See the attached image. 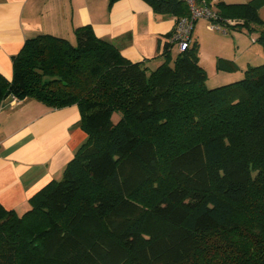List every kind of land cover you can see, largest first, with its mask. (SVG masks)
I'll use <instances>...</instances> for the list:
<instances>
[{
	"label": "trees",
	"instance_id": "trees-1",
	"mask_svg": "<svg viewBox=\"0 0 264 264\" xmlns=\"http://www.w3.org/2000/svg\"><path fill=\"white\" fill-rule=\"evenodd\" d=\"M254 1L219 0L216 23L264 24ZM74 32L27 38L0 73V103L77 104L87 133L29 210L0 205V264H264V64L208 88L198 41L175 58L166 43L152 67L90 25Z\"/></svg>",
	"mask_w": 264,
	"mask_h": 264
},
{
	"label": "crops",
	"instance_id": "crops-1",
	"mask_svg": "<svg viewBox=\"0 0 264 264\" xmlns=\"http://www.w3.org/2000/svg\"><path fill=\"white\" fill-rule=\"evenodd\" d=\"M205 1L218 11L219 0ZM197 23L193 41L199 42L195 36ZM85 25L114 43L129 60H147L156 67L164 61V45L175 43L177 17L156 13L146 0H118L111 6L109 0H0V73L12 78V57L27 38L47 33L72 40L75 29ZM174 50L173 45L175 58L178 50ZM222 59L230 61L219 57L217 68ZM225 65L232 70L230 64ZM237 70L244 72L240 66ZM81 117L77 104L52 108L30 97L2 100L0 205L22 215L30 209V199L38 191L62 178L66 165L87 139Z\"/></svg>",
	"mask_w": 264,
	"mask_h": 264
},
{
	"label": "rangeland",
	"instance_id": "rangeland-1",
	"mask_svg": "<svg viewBox=\"0 0 264 264\" xmlns=\"http://www.w3.org/2000/svg\"><path fill=\"white\" fill-rule=\"evenodd\" d=\"M237 1L238 3H243L240 2L242 0ZM246 1L250 0H244V2ZM254 3L264 20V0H255ZM209 24V20L200 18L195 29V36L199 39V61L207 72L206 86L208 88H215L223 85L222 83L227 84L240 80L245 77V72L249 67L264 64V48L258 41L261 32L264 30V24L251 23L249 26H240L234 22L231 23L232 25L220 26L214 30L209 28ZM71 41L76 44L75 38ZM174 47L175 53L178 50L176 42L174 43ZM219 57H224L230 61L222 59L223 63L217 68L216 59L219 60ZM231 60H235L236 63L234 64L238 66L237 68L239 66L243 67L244 72L240 73L239 70V73H236L238 72L237 69H226L225 64L229 66ZM119 116L116 113L113 119L117 120Z\"/></svg>",
	"mask_w": 264,
	"mask_h": 264
},
{
	"label": "built area",
	"instance_id": "built-area-1",
	"mask_svg": "<svg viewBox=\"0 0 264 264\" xmlns=\"http://www.w3.org/2000/svg\"><path fill=\"white\" fill-rule=\"evenodd\" d=\"M188 9L189 15L181 17L177 20L174 41L178 44V52L185 51L193 42V31L196 22L200 18L210 21V29H218L219 24L216 23L219 15L205 0H181Z\"/></svg>",
	"mask_w": 264,
	"mask_h": 264
}]
</instances>
